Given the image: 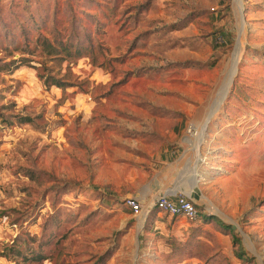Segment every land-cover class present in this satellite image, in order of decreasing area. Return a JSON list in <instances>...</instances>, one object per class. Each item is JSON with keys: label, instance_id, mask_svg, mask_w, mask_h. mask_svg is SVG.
Instances as JSON below:
<instances>
[{"label": "rangeland", "instance_id": "374dc122", "mask_svg": "<svg viewBox=\"0 0 264 264\" xmlns=\"http://www.w3.org/2000/svg\"><path fill=\"white\" fill-rule=\"evenodd\" d=\"M241 3L0 0V64L38 35L94 46L64 90L0 70V264H264V0ZM171 148L197 161L196 221L154 207Z\"/></svg>", "mask_w": 264, "mask_h": 264}, {"label": "trees", "instance_id": "16d2710c", "mask_svg": "<svg viewBox=\"0 0 264 264\" xmlns=\"http://www.w3.org/2000/svg\"><path fill=\"white\" fill-rule=\"evenodd\" d=\"M57 34H52L51 36H41L36 37L38 42V49L20 48L16 46L14 51L19 52V56L14 58L11 52L8 55L11 57L9 61L2 62L0 64V70L8 69L12 71L19 68L20 66L32 67L37 72V77L41 80L42 85L45 88H50L55 86L60 89H66L68 87H73L76 85L74 80L71 78L70 64L75 62L77 59L87 56L94 55L93 41L87 38L86 44L84 41L72 40L70 37ZM24 35V40H27V35ZM27 45V44H26ZM1 60V59H0ZM35 60L37 65L31 64V61ZM48 63H51L47 65ZM65 64V65H64ZM64 65V68L62 69ZM9 67V68H7ZM64 70V72H62ZM21 123L30 122V118L27 116H21L19 118ZM221 224V222L218 220ZM222 225L233 233L232 227L226 224ZM233 242L238 243V238L233 234ZM237 256H241L240 252H237Z\"/></svg>", "mask_w": 264, "mask_h": 264}, {"label": "crops", "instance_id": "0c3cea01", "mask_svg": "<svg viewBox=\"0 0 264 264\" xmlns=\"http://www.w3.org/2000/svg\"><path fill=\"white\" fill-rule=\"evenodd\" d=\"M163 155L167 162L171 163L174 161L175 165L169 168L170 170L168 173H163L162 177L159 179V188L155 195L159 196L161 194H166L173 197L174 194L182 192L194 201L197 195L195 190L198 180V175L195 170L197 161L192 162L189 155L183 152L176 154V151L172 148L169 150L166 149ZM137 197H139V195H137Z\"/></svg>", "mask_w": 264, "mask_h": 264}, {"label": "built area", "instance_id": "2783aa9c", "mask_svg": "<svg viewBox=\"0 0 264 264\" xmlns=\"http://www.w3.org/2000/svg\"><path fill=\"white\" fill-rule=\"evenodd\" d=\"M1 198L2 193L0 190V200ZM123 203L135 215L140 214L142 211L141 204L136 197L127 196L124 198ZM154 207L170 216L183 217L189 221H196L200 218L199 211L193 200L182 192L174 194L173 197L166 194L157 196L154 201Z\"/></svg>", "mask_w": 264, "mask_h": 264}, {"label": "bare ground", "instance_id": "6f19581e", "mask_svg": "<svg viewBox=\"0 0 264 264\" xmlns=\"http://www.w3.org/2000/svg\"><path fill=\"white\" fill-rule=\"evenodd\" d=\"M242 0H236V6H237V9H238V12H240V9L242 7V3H241ZM241 34H242V30H240V37H241ZM239 37V38H240ZM243 50V49H242ZM241 53V44H240V40L238 41V44H237V47H236V51H235V54H234V58H233V62H232V65L224 79V82H223V85L222 87L220 88V92H219V95L218 97H216V100H215V107H214V110L213 112L216 110H219L222 102L225 100V97L227 95V92L228 90L230 89V85L232 83V80L236 70H237V66H238V59H239V55ZM240 62V61H239ZM224 103V102H223ZM221 109V108H220ZM214 113H211L210 115L212 116ZM209 116L205 123L203 124L201 130H199L198 132V135L196 137V145L198 146V148H200V145H201V142L205 136V132H206V128H207V125H208V121H209V118L211 117ZM199 160H201V155L199 154Z\"/></svg>", "mask_w": 264, "mask_h": 264}, {"label": "water", "instance_id": "95a60500", "mask_svg": "<svg viewBox=\"0 0 264 264\" xmlns=\"http://www.w3.org/2000/svg\"><path fill=\"white\" fill-rule=\"evenodd\" d=\"M243 10V9H242ZM233 81V80H232ZM232 229H235V225H232Z\"/></svg>", "mask_w": 264, "mask_h": 264}]
</instances>
